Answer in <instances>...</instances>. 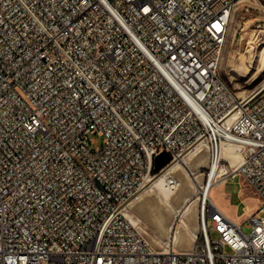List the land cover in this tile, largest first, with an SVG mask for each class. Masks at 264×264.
<instances>
[{"label":"built area","instance_id":"built-area-1","mask_svg":"<svg viewBox=\"0 0 264 264\" xmlns=\"http://www.w3.org/2000/svg\"><path fill=\"white\" fill-rule=\"evenodd\" d=\"M260 1L0 0V264H264V85L239 94L221 71L234 11ZM200 152L259 206L248 234L202 186L181 250L135 204Z\"/></svg>","mask_w":264,"mask_h":264},{"label":"rangeland","instance_id":"rangeland-1","mask_svg":"<svg viewBox=\"0 0 264 264\" xmlns=\"http://www.w3.org/2000/svg\"><path fill=\"white\" fill-rule=\"evenodd\" d=\"M258 4L259 7L251 8V10H247V6L244 3H240L237 6L232 17L229 36L223 54L221 64L222 75L239 94L264 85V61L262 59L264 55V0ZM260 27L263 31L259 32V34L263 40L261 39L262 41L256 50L249 51L251 44L249 46L248 44H254L250 40L256 39L254 31L256 29L258 31ZM252 57L255 60L254 63L251 62ZM96 138L97 144H101L102 137L96 136ZM200 162H203V167L196 166ZM185 163L182 164V168L180 167L179 171H181L184 178L189 174V180L181 189L177 192H172L168 198L163 191H149L142 196L143 199L138 204H135V211L144 219L147 226V236L152 239H159L161 237H169L172 234L175 236L176 245L181 250H190L195 242L192 232H198V234L201 232L199 195L194 196L189 201L186 200V197L193 188V180H198L201 183L207 180L210 170H206H208L210 163L207 160L206 152H200L194 157L185 158ZM187 165L188 168L185 167ZM177 173L178 178L179 174ZM213 193L217 198L219 207L229 216L241 222H245L247 216L259 206L258 196L254 188L243 176L231 179L227 183L222 182L218 187L214 188ZM159 197L165 201L167 199L166 207L162 208L161 212L151 207L153 199H158ZM193 202H196V208L193 206ZM139 206L145 208L146 211L151 209V212L140 211ZM174 208L180 210V212L176 213L177 217L174 216L175 222L172 225L170 223L171 214L170 218H168V215L169 211ZM159 213L164 217L165 233H161L158 225L152 220V215H159ZM243 230L250 234L253 231V226L250 225V222H245L243 223ZM212 236L217 238L219 234L213 230ZM226 251L229 252L230 249L226 248Z\"/></svg>","mask_w":264,"mask_h":264},{"label":"bare ground","instance_id":"bare-ground-1","mask_svg":"<svg viewBox=\"0 0 264 264\" xmlns=\"http://www.w3.org/2000/svg\"><path fill=\"white\" fill-rule=\"evenodd\" d=\"M257 49V46L255 45V44H252L251 43V45H250V49H249V51H253V50H256ZM262 59H263V61H264V55L262 56ZM251 62H255V60H254V58L252 57L251 58ZM224 156L226 157H230L231 159H232V165L234 166V167H236L239 163H240V160H241V155L238 153V152H236V151H234V150H232L231 148H228V147H225L224 148ZM207 160L209 161V156H208V154H207ZM182 164H186L185 163V159L180 163V164H176L175 165V169H174V174L176 175V173H177V171H178V173L177 174H179V176H178V184H177V186H176V190H172V189H167V187H166V185H165V183L163 182V181H160V182H156L155 183V185L157 186V188L159 189L158 191H163L164 192V194H165V196H167V198L170 196V194L172 193V192H177L179 189H181L183 186H184V184L189 180L188 179V175H186V178H187V180H186V178H184L183 177V175L181 174V171H179L180 169V167L182 168ZM203 162H200V163H198V165H196V166H198V167H203ZM185 167H187L188 168V165L187 166H185ZM184 167V168H185ZM197 167V168H198ZM208 167H211V165H209ZM188 171V170H187ZM189 173V172H188ZM219 172L217 171V169H216V167H214L212 170H210L209 171V174H208V176H207V180L204 182V183H201V182H199L198 180H193V188H192V190L188 193V195H187V197H186V200L187 201H189L190 199H192L194 196H198L199 195V191H200V189H201V187L203 186H208L209 188L212 186V185H214V188L215 187H218L219 186V184H221L222 182H225V178L224 177H221L220 176V174H218ZM177 176V175H176ZM183 190V189H182ZM214 190V189H213ZM163 194V195H164ZM212 194H213V199H212V202H214L216 205H218V203H217V198H216V196H215V194L213 193V191H212ZM164 196V197H165ZM176 196H178V194H176ZM166 199V198H165ZM198 199H199V208H200V217H199V221H200V230H202V228H203V226H202V220H201V213H202V207H203V197L200 199L199 197H198ZM194 201V200H193ZM153 205L151 206L152 207V209H154V210H158V211H160L161 212V209L162 208H164V207H166V202H167V199H166V201L164 200V199H162V198H155V199H153ZM193 204V206H195V208H196V202H193L192 203ZM219 206V205H218ZM140 208V211H146V209L145 208H143V207H141V206H139ZM221 208V207H220ZM147 211H150L151 212V209H149V210H147ZM146 211V212H147ZM182 211V210H181ZM170 213H169V215H168V218H170V214H171V218H170V223L173 225L174 224V216H176L177 217V215H176V213H178V212H180V210H178V209H176V208H174V209H171L170 211H169ZM148 214H149V212H148ZM160 215V216H159ZM159 215H157V214H153L152 215V220L155 222V224H157L158 225V228H159V231L161 232V233H165L166 232V227H164V225H165V223H164V217L161 215V213H159ZM166 218V217H165ZM192 235L194 236V241L196 240V238H197V235H198V232H192Z\"/></svg>","mask_w":264,"mask_h":264},{"label":"water","instance_id":"water-1","mask_svg":"<svg viewBox=\"0 0 264 264\" xmlns=\"http://www.w3.org/2000/svg\"><path fill=\"white\" fill-rule=\"evenodd\" d=\"M171 160L170 154L166 150H162L156 157L155 171H159Z\"/></svg>","mask_w":264,"mask_h":264}]
</instances>
